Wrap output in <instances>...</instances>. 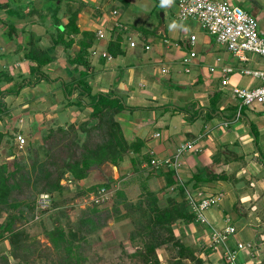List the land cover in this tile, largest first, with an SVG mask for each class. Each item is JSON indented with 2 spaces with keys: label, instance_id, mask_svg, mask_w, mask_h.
<instances>
[{
  "label": "crops",
  "instance_id": "crops-1",
  "mask_svg": "<svg viewBox=\"0 0 264 264\" xmlns=\"http://www.w3.org/2000/svg\"><path fill=\"white\" fill-rule=\"evenodd\" d=\"M54 1L0 0V89H3L0 97L4 104L11 99L9 97L23 96L21 106L14 108L9 107L8 103L5 104L13 120L9 117V121H6L5 116H8V113L3 112L0 131L6 132L3 127L12 122L18 128L15 135L25 136L28 131L24 123L26 120L29 126L45 130L43 124L46 121L58 125L65 121L79 124L88 118L91 108L75 104V98L79 96L78 89L73 88L67 99L59 81L63 85L67 83L64 86L68 87L84 69L80 64L69 62V57H74L79 51V40L86 37L84 32H91L94 41L87 48L85 56L89 64L86 80L91 86V92L114 93L127 107H131L132 109H123L117 115L125 138L141 140L142 153L147 152L151 158L160 161L170 159L166 166L157 169L160 173L146 177L153 165L143 160L137 165L138 169H134L130 157L137 154L129 153L125 155L126 160L120 161L122 165H102H110L112 169L111 177H104V182L108 181L110 184L115 181L114 186L117 187L114 190L121 189L127 196L125 187L120 188V183L128 180L130 176L140 175V182L144 181L148 188L156 193L158 204L161 206L167 204V197L178 201L182 199L178 184L184 190L187 187L205 193L221 192L218 202L206 210L204 219L194 217L189 222L177 220L173 223L174 233L195 250L203 264H226L225 245L232 247L237 241L250 243V250L245 247L240 251L238 264H264V161L260 159V155L264 156V115L258 111L259 116L251 121L250 117L241 115V109L232 111V107L237 104V98L232 92L233 87H253L259 80L237 73L235 70L240 63L231 62L227 55L216 56L209 62V56L212 55L210 50L204 47V44L210 43L209 40L195 32L186 36L185 29L172 24L165 34L161 29L157 31V35L162 32L165 36L157 45L152 46L149 42L138 44L128 34V26L122 19V11H129L132 0H128L127 4H123L121 0H62L56 17L60 19V24L67 23L69 14L66 4L70 3L72 9L78 10L76 25L79 32L69 35L73 38L70 46H54L53 37L57 34V23L51 17ZM115 1L119 4L115 5ZM226 1L242 5L256 18L259 28L264 31V0ZM39 2H44L45 5L37 7ZM47 2L50 3L47 5ZM77 5L85 6L80 9ZM45 13L48 14L43 16ZM33 14L38 16V19L33 18ZM163 15L165 16L164 12ZM175 19L186 20L177 18L176 15ZM9 24H13L15 29L9 31ZM30 34L38 37L39 46L52 57V60L41 68L48 80L39 79L38 74L32 73L30 65L34 62L24 57V47ZM116 34L122 36L125 54L114 57L107 52L106 45ZM138 34L142 35L141 32ZM191 35H194L192 44ZM64 37L67 39L68 35L65 34ZM181 39L183 43H180ZM131 42L133 44H130ZM145 45H149V48L145 49ZM191 50L194 51V57L189 65V72H185L183 67V72L191 75L188 80L176 78L177 71L176 75H173L175 77L168 78L167 75L172 73L175 66L176 57L181 61ZM15 56L17 58L11 60ZM261 59L254 55L246 65L261 66ZM227 65H234V70L228 74L227 84L222 85L220 70ZM162 68H165L166 72H162ZM5 72L13 80L3 79ZM20 77L24 79L22 86L17 87L18 91L8 93L7 90L13 87L14 82L20 81ZM167 78L181 83L184 88L188 86L193 95L191 102L188 100L187 91L172 92L167 88L163 84V80ZM220 94L229 96L232 107L224 104L220 98L215 99L216 95ZM86 97L81 98L88 102L89 98ZM41 109L45 112L40 111ZM251 122L256 127L259 139L250 134ZM187 143H190L191 147L178 152ZM170 168L174 169L176 180L167 185L165 173ZM91 174L88 173L80 181H89ZM141 174L144 176L141 177ZM207 174L223 176L205 180ZM114 177L117 180L113 179ZM125 182L128 181H124L123 185ZM100 187L104 186L97 189ZM111 188H106L107 193L109 190L111 194ZM97 189L93 190V193ZM122 214L128 216L126 210L120 209L108 222L123 216ZM227 225L234 226L235 232L225 238V245L220 242L217 247L212 246L213 231L221 232ZM9 246L6 236L0 238V254H7ZM184 262L194 264L187 259Z\"/></svg>",
  "mask_w": 264,
  "mask_h": 264
},
{
  "label": "rangeland",
  "instance_id": "rangeland-1",
  "mask_svg": "<svg viewBox=\"0 0 264 264\" xmlns=\"http://www.w3.org/2000/svg\"><path fill=\"white\" fill-rule=\"evenodd\" d=\"M48 3L50 2H47V5ZM114 4L117 5L119 2L115 1ZM36 5L37 7H42L45 3L43 2V4H41L39 2ZM55 6L56 4L54 3V7ZM77 7L80 9L82 8L78 5ZM175 8V4H172L169 0H132L129 11H127V9H125L124 12L122 11V19L128 26V32H130L128 34L138 44L149 42L152 46L157 45L162 39L161 35H157V31L161 29L165 34V32L168 31L169 25L172 24L178 28L181 27L185 29L186 36L189 35L190 32H195L202 36L204 35V38L209 40V44H204L205 49L208 48L212 55L209 56V62H212V59L216 56L225 55H227L231 62H238L237 58L233 56L227 48L216 41L214 35L208 33L201 27L197 19L187 18L182 21L176 20ZM249 10L253 11V9ZM161 12H164L165 16L163 15V17H161ZM32 17L38 19V16L35 14H33ZM139 32H141L142 35H139ZM16 58L17 56L13 57L11 60H15ZM250 66L252 65L250 64ZM183 67L184 64L180 61V58L176 57L172 73L168 74L167 77H175L173 75L177 71V75L175 74L176 78L188 80V76L191 75L183 72ZM59 82L63 90V86L67 85V83L63 85L61 81ZM170 82L175 85L171 86L167 82L163 84L171 89L172 92L187 91L189 93L188 100L191 102L190 99H192L193 95L190 93L188 86L186 88L179 87V85H182L181 83L172 80H170ZM64 95L69 99L66 93H64ZM9 98L11 99L4 102L5 113H8V108L5 104L8 103L7 105H9V107L14 106V108L21 106L23 96L19 95L17 98ZM216 98H220V100L229 107L233 105L228 95L220 94V96L216 95L215 99ZM236 105L237 104H235V107H232V111L238 110ZM11 111H13V108ZM40 111L45 112L42 109ZM258 111V106H254L252 109L243 107L241 109V115H246L253 121L254 117L256 118L259 116L260 113ZM46 112L50 111L46 110ZM18 113L19 112H17L16 115H18ZM3 114L0 115V118H2ZM261 114L264 115V112H261ZM217 116L220 117V115ZM5 117L7 119L6 121H9V117L13 120L12 115H9V113L8 116ZM17 117L20 118V116ZM113 118L120 121L117 115ZM242 118L244 117H241V119ZM24 123L27 125L26 127H28V131L24 134V137H26L28 141L26 145L22 148L16 146L15 133H17L18 128L12 122L3 127L6 132H2L4 136L0 141V165L4 164L5 166V177L3 180H0V185L5 184L7 186L8 197L21 201L22 204L20 207L23 213L22 219H15L13 222V229L16 233H20V237L11 250L16 255V258L12 256L13 253L9 252V250H7L8 255L5 254L10 261L8 264H59L58 260L60 256L63 255V251L54 248L47 234V231L52 230L55 226L61 227L64 231L65 238H71L74 245L79 246L81 258L78 264H139V259L130 256L128 253L133 252L136 248L139 249V247L141 249L144 242L151 238V231L143 230L142 235L138 234V229H140L139 221H143L144 217L140 216L138 220V217L133 214V218L136 222L133 223L128 216L122 214L123 216L111 219V222H108V220H110V218H108L105 222L106 224L104 223L93 231L89 229L90 226L88 223L84 222V224L82 221L84 219L83 217L86 216V214L88 215L89 209L92 206H96L98 210H100L99 214L93 216H99V218L105 220L107 218L106 215H110L113 211V208H111L113 202L115 201L117 203L119 200L118 204H120L121 198L116 195L114 190L116 189L115 187H117V185L114 186L115 181L111 182L108 186V188L112 187L111 194H109L108 190V193L100 203H95L91 199V196L96 193H93V190L89 191L88 186H84L86 184L92 185L97 189V187L104 182V177H111V166H103L105 167L104 169L102 167L104 163L110 162L106 161L99 166L91 167L88 172L90 174L92 173L88 177L89 181H80L79 179L78 183L76 181L77 179H73L68 174V178L60 180L63 185L61 191L53 190L50 193H39L43 184L42 180L44 181V177L42 176L44 168L50 173V179H54L58 170L63 166L64 159L79 157L83 149L82 146H90L97 141H101L103 132L99 131V129H95L90 136L85 138L83 134H80V143L77 145L71 142L73 136L70 125L73 124L76 126V129H78V123L74 124L65 121L61 125H58L56 123L50 124L46 121L43 124L45 125V130H37L35 126H29L27 120ZM251 124L255 133L254 134L251 130V136L259 139V134L256 132L255 125L253 122H251ZM58 127L63 128L67 133L59 131L60 128L58 129ZM126 158L127 156L124 157L123 161L126 160ZM261 161H264V159ZM119 165H122V162H119ZM120 171L121 169L119 172ZM142 176L144 175L141 174V177ZM129 178L128 180H123L119 186L120 188L123 186L125 187L127 193L125 198L128 201H135L140 195L141 178L140 175H133ZM113 179L117 180L116 177ZM124 181L128 182H125L123 185ZM127 185L128 187H126ZM79 191L84 192L79 193ZM41 193H47L49 195L47 201L48 205L43 208L37 207L36 205L37 199ZM110 198H112V200H109ZM120 209L125 210L123 207ZM14 212H17V210L11 209L10 213ZM7 213L8 212L2 209V205L0 204V223L5 219ZM133 231L135 234L134 240H131L130 233ZM251 248L253 249V246ZM157 254L161 262L165 263L168 252L163 248H159L157 249ZM72 260H74V258ZM0 264H5L2 258H0Z\"/></svg>",
  "mask_w": 264,
  "mask_h": 264
},
{
  "label": "trees",
  "instance_id": "trees-1",
  "mask_svg": "<svg viewBox=\"0 0 264 264\" xmlns=\"http://www.w3.org/2000/svg\"><path fill=\"white\" fill-rule=\"evenodd\" d=\"M62 0H55L56 6L51 12V17L56 21L57 34L53 37V45L63 44L65 47L70 46L73 42V38L69 37L70 34H77L79 32L78 26L76 25L77 9H72L70 3L66 4V9L69 14L68 21L65 24H60V19L56 17L57 10ZM123 4H127L128 0H121ZM158 1V0H156ZM34 9H32L33 11ZM45 13L43 16H46ZM14 25L9 24V31L14 30ZM67 34V39L64 35ZM85 38L79 40L80 49L74 57H69V62L77 63L84 67L80 71L79 76L69 83L68 89L64 86L66 95H70L73 88L78 89V98H76L75 103L77 105H86L91 107L88 118L81 121L76 129L73 124L70 125L72 130L71 142L78 145L80 143V134H83L84 138L90 136L92 131L99 129L103 132L102 140L97 141L90 146H82L80 156L76 158L64 159L63 166L58 170L57 175L54 179H50V173L46 168L43 171L44 181L40 188V192L50 193L53 190L61 191L63 185L61 184V179L68 178V174L73 179H83L88 175L89 169L91 167L99 166L102 163L108 161L116 166L119 162L123 160L124 156L129 153L137 154L135 157L131 156L130 161L134 169H138V166L143 160H146L151 165V157L147 152L142 153L141 147L143 142L139 139L127 140L124 136L123 129L119 121L115 120L113 117L118 115L123 109L130 110L131 107H127L122 100L115 96L111 92H98L92 93L91 86L86 80L88 74L89 64L87 62V48L94 41V35L91 32H84ZM114 38L110 39L106 45V50L109 54L116 57L117 55L125 54V49L122 46V36L116 34ZM162 38H165L162 37ZM180 43L184 41L179 40ZM188 48V47H186ZM24 57L33 61L34 64L30 65V71L34 74H38L40 79H49L46 73L41 69L44 65L48 64L52 57L45 50L42 49L38 44V37L30 34L26 40L24 47ZM3 79L10 81L13 80L7 72H5ZM24 82L22 78L20 81L14 82L13 87L7 90L8 93L18 91L17 87H21ZM169 85L174 86L169 79L164 80ZM3 91L0 90V95ZM83 96L89 98L88 102L82 100ZM5 112L4 104L0 97V115ZM251 130L253 131V126L250 124ZM60 127H58L59 129ZM59 131L66 132L63 128ZM254 133V131H253ZM255 134V133H254ZM4 133L0 131V141L3 138ZM261 159H264L263 155H260ZM138 165V166H137ZM137 166V167H136ZM162 169L160 165L152 166L151 173L149 172L146 177L150 174L156 175V170ZM4 164L0 165V180H3L5 175ZM158 174V173H157ZM166 184L171 185L176 180L175 172L173 168H170L165 173ZM197 176V175H196ZM195 176V177H196ZM223 175L207 174L204 178L205 180H212L215 178H221ZM109 182L105 181L99 186H104L105 190L108 189ZM98 186V187H99ZM91 185L88 190H94ZM179 191L183 195L180 201L167 197V204L161 206L158 204V197L156 193L148 188L144 181L140 182V195L135 201H128L125 198L124 192L121 189L115 191L116 195L121 198L120 204L119 200L117 203L114 201L113 211L110 215H106V219L95 217L93 215L99 214L100 210L98 207L92 206L89 209L88 215L84 216L83 223L89 224V229L93 231L97 227L102 226L108 218L117 215L120 212V206L125 208L128 213V217L133 223H136L133 214L135 216L144 217L143 221H139L140 229H138V234L142 235L143 230L151 231V238L144 242L143 247L140 249L136 248L133 252L128 253L132 257H137L140 261L139 264H163L158 257L157 249L163 248L168 252L167 260L164 264H186L184 260H189L194 264H203L202 260L196 255L195 250L188 246L181 237L177 236L173 230V223L177 220H182L189 222L194 219L193 212L189 209L187 201L185 200V190L178 184ZM84 191H79L82 193ZM8 197V189L5 184L0 185V204L2 209L7 213L5 219L0 223V238L6 236L9 243V252L13 253V245L18 242L20 233H16L13 229V222L15 219H22L23 213L20 205L22 204L20 200H16ZM26 205V204H25ZM12 210H17V212L10 213ZM145 220V221H144ZM84 223V224H85ZM106 224V223H105ZM135 228V227H134ZM139 228V227H138ZM136 229V228H135ZM145 232V231H144ZM136 233V232H135ZM146 233V232H145ZM50 242L53 244L55 249H61L63 255L60 256L58 260L59 264H78L80 262L81 254L79 253V246L74 245L71 238H65L64 231L61 227L55 226L52 230L47 231ZM134 231L130 233L131 240H134ZM12 256L16 258L13 253ZM5 264L10 263L9 259L5 254L0 255ZM74 258V260H72ZM227 264V263H226Z\"/></svg>",
  "mask_w": 264,
  "mask_h": 264
},
{
  "label": "built area",
  "instance_id": "built-area-1",
  "mask_svg": "<svg viewBox=\"0 0 264 264\" xmlns=\"http://www.w3.org/2000/svg\"><path fill=\"white\" fill-rule=\"evenodd\" d=\"M161 1V0H158ZM175 3V15L180 19L195 18L199 21L201 27L208 33L215 36V39L223 47L227 48L233 56H235L240 65L235 70L242 76L256 78L259 83L253 87L236 86L232 92L237 98L239 110L243 107L252 109L254 106L259 107L260 112H264V31L259 28L256 18L243 7L228 2L226 0H170ZM101 36V33H99ZM194 41V35L190 36V43ZM130 44H133L131 42ZM149 45H145L148 49ZM258 56L263 59L261 66H247L252 56ZM194 57V51L181 58L184 64L185 72H189L190 63ZM234 65L223 66L220 70L221 84L226 85L228 82V74L232 73ZM166 72L165 68L161 69ZM27 138L22 134L15 135V144L22 148L27 144ZM191 147L190 143L183 145V148ZM170 159L162 161L151 159L153 166H166ZM96 194L91 196L95 203L103 201L107 191L104 187L96 190ZM221 197V192L205 193L195 188L185 187V200L189 209L193 212L196 219H204L205 212L212 205H215ZM49 195L41 193L37 199V207H45L48 205ZM235 232L232 225H227L221 232L213 231L212 246L220 242L225 245V238ZM224 251V258L227 264H238V255L245 247H250V243L237 241L232 247H227Z\"/></svg>",
  "mask_w": 264,
  "mask_h": 264
},
{
  "label": "water",
  "instance_id": "water-1",
  "mask_svg": "<svg viewBox=\"0 0 264 264\" xmlns=\"http://www.w3.org/2000/svg\"><path fill=\"white\" fill-rule=\"evenodd\" d=\"M161 17H163V12H161ZM161 36H164V34L161 32L159 33ZM175 85V84H174ZM179 87H184L183 85H179ZM157 173H160V170H157Z\"/></svg>",
  "mask_w": 264,
  "mask_h": 264
},
{
  "label": "clouds",
  "instance_id": "clouds-1",
  "mask_svg": "<svg viewBox=\"0 0 264 264\" xmlns=\"http://www.w3.org/2000/svg\"><path fill=\"white\" fill-rule=\"evenodd\" d=\"M172 26V25H171Z\"/></svg>",
  "mask_w": 264,
  "mask_h": 264
}]
</instances>
